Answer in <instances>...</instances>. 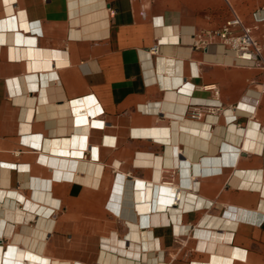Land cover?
<instances>
[{"label":"crops","instance_id":"crops-1","mask_svg":"<svg viewBox=\"0 0 264 264\" xmlns=\"http://www.w3.org/2000/svg\"><path fill=\"white\" fill-rule=\"evenodd\" d=\"M234 14L264 47V0H0L4 249L69 264H264V72L200 34ZM192 105L219 109L197 120ZM82 115L106 126L84 157L53 152L77 150Z\"/></svg>","mask_w":264,"mask_h":264},{"label":"bare ground","instance_id":"bare-ground-1","mask_svg":"<svg viewBox=\"0 0 264 264\" xmlns=\"http://www.w3.org/2000/svg\"><path fill=\"white\" fill-rule=\"evenodd\" d=\"M75 105L78 106L77 110H78L79 114L85 113V111L83 110L84 107L80 103H78V105L77 104H75ZM187 107H189V106H187ZM77 124L80 126H84V128L87 129L86 134L78 135L77 137H75L76 143H74V144H76L77 150L74 151L72 154H70L69 150L66 149L68 144H67V142L64 141V143H63L64 148L60 149V150L53 151V152L58 153V154L63 155V156L73 155L77 158H83L85 151L89 150L88 149L89 148L88 142H89V134H90L91 128H93V129H104L106 127L105 123L103 121H98V120L92 121L90 118H88L85 115H82L81 117L77 118ZM107 125H109V124H107ZM94 133H96V132H94ZM99 134H100V132H99ZM105 142L109 146H115L116 145V139H114L112 137H107ZM70 147H71V145H70ZM92 149H93V147H92ZM93 157L97 160H99V158H100L98 146L97 147L95 146L93 149ZM160 188H162V189L169 188L171 190L172 198L174 199V204H178L181 201V199L183 197V191H180L178 189V186L175 187V185H171V184L164 182L160 185ZM2 194L3 193H0V200L3 199L4 195H2ZM36 200L43 203L45 201V196H42L41 194L39 196V194H38L36 197ZM27 207L30 210H36L37 209L36 204H34L33 202H29L27 204ZM40 208H42V207H39L38 211H36V212H38L42 215L43 214L47 215L45 213L39 212ZM162 215L165 216L164 213ZM6 217L10 218V219L17 220L16 213L11 212V211L7 212ZM3 218H5V217H3ZM0 219H1V216H0ZM12 233H13V230L11 228H9V229H6V228L1 229L0 228V236H3L4 234H6L7 236H10ZM103 247L111 249L110 246L103 245ZM0 264H69V263L48 259L47 257L41 256V255H39L35 252H32L30 250L22 249L17 245H11L8 250L4 249V247L2 245H0Z\"/></svg>","mask_w":264,"mask_h":264},{"label":"built area","instance_id":"built-area-1","mask_svg":"<svg viewBox=\"0 0 264 264\" xmlns=\"http://www.w3.org/2000/svg\"><path fill=\"white\" fill-rule=\"evenodd\" d=\"M201 36L216 37L219 39V45L226 53L234 55L235 65L257 68L264 72L263 50L258 41L253 36V29L244 25L239 16L234 14V17L227 21L220 29L213 32H201ZM200 45L203 50H207L208 46L204 47L202 40L195 42ZM159 45L152 49L153 54L159 52ZM264 94V87L261 90ZM219 107L211 105H192L187 111V115L193 119L201 120L209 114H213V110ZM167 183V182H166ZM171 184L172 183H168Z\"/></svg>","mask_w":264,"mask_h":264}]
</instances>
